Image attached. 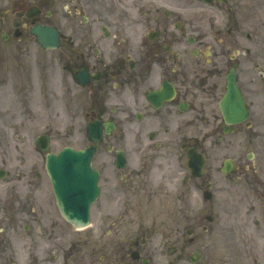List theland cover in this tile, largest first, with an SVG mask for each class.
I'll return each mask as SVG.
<instances>
[{
	"label": "flooded vegetation",
	"instance_id": "obj_1",
	"mask_svg": "<svg viewBox=\"0 0 264 264\" xmlns=\"http://www.w3.org/2000/svg\"><path fill=\"white\" fill-rule=\"evenodd\" d=\"M230 2L216 1L218 13L204 16L208 25L191 23L187 37L170 30L168 10L143 0L2 2L0 39L7 46L0 51L8 56H0V113L23 93L31 103L48 95L57 106L63 95H77L82 74L88 98L99 102L95 118L116 128L121 122L126 158L122 169L115 157L97 159L101 195L92 222L105 229L97 249L63 256L62 217L52 200L43 194L40 209L24 208L40 213L32 222L42 227L43 253L51 255L37 262L28 256L31 264H264V23L245 32L228 17ZM36 25L55 27L60 46L43 49L31 34ZM185 38L188 48L170 47ZM231 75L250 116L240 124H226L220 107ZM170 83L177 91L171 101ZM113 100L119 102L108 108ZM178 116L184 131H173ZM188 149L204 158L202 177L192 184L201 204L191 205L187 193V203L170 210V160L188 162Z\"/></svg>",
	"mask_w": 264,
	"mask_h": 264
},
{
	"label": "rangeland",
	"instance_id": "obj_2",
	"mask_svg": "<svg viewBox=\"0 0 264 264\" xmlns=\"http://www.w3.org/2000/svg\"><path fill=\"white\" fill-rule=\"evenodd\" d=\"M3 1L5 0H0V5H3ZM157 1L170 5L171 14H175L170 19L173 22L170 30L174 34L185 37H187L191 23H194L197 28L200 25H208L204 16L208 14L213 17L218 13L216 7H206L202 0H143V3L155 2L157 6H162ZM230 1L232 2L229 6L232 10L226 11V13L228 17L232 18V21L236 20V25L243 28L245 32L249 29L253 32L264 23V6L258 0H256L258 1L256 4L254 0ZM260 1L263 3L264 0ZM176 22L184 24V32H181L183 28H180L181 30L176 28ZM185 42L186 38L184 44L176 48L179 47L180 50H183ZM243 44L246 45L247 42H243ZM70 102H76V109H73L74 107L69 105L67 100L57 102V106L52 105L48 95L44 98H37L31 103L23 93V96L18 95L12 99L10 108L6 107L1 110L0 169L6 170L7 174L4 179H0V264H12V262L8 263L10 259L8 256H14L12 260L16 259L15 256L17 260L20 258L18 256H24V261L16 262L25 264H31V258L36 261L37 256L40 259V256H51L49 252L43 253L47 245L46 239L42 236V227L32 222L40 219V213H27L24 208L36 205L37 209H40L39 204L45 202L39 199V195L43 192L50 193L48 186H45V183L40 186L41 180L37 178V173L45 172L44 155L36 145L38 136L44 133L49 134L52 139L51 150L53 151H59L64 146L80 149L89 145L86 138V124L89 117L86 113L91 112L95 106L91 105L85 94L71 97ZM117 103L118 101H112L111 105ZM257 104L261 105V101H258ZM58 106H62V109H59ZM262 106L255 107L257 113ZM183 120L184 117H177L174 120L173 131L177 132L178 126L181 131L185 130ZM254 123H257L256 119ZM119 136L120 134L117 132L116 136H112L110 139H119ZM132 150L133 148H130V151ZM104 154H106L105 149L98 155ZM172 163L170 172H172V177H175L173 189L177 187L186 190L191 184L180 186L183 166L177 159ZM165 173L168 174L169 170ZM163 198L165 201L167 197ZM186 203L185 196L170 194V206L180 205L182 207ZM190 204L194 205L195 202L191 200ZM25 226H30V228L25 230ZM93 229V236L85 240L91 235V230L77 232L71 226L63 223L61 225L63 256H72L78 250L83 252L84 249H93L94 247L97 249L100 246L99 242L103 240V230ZM76 238L80 240L74 244L76 240H73ZM3 243L4 245L7 243V245L4 247ZM28 256L31 258L29 259Z\"/></svg>",
	"mask_w": 264,
	"mask_h": 264
},
{
	"label": "water",
	"instance_id": "obj_3",
	"mask_svg": "<svg viewBox=\"0 0 264 264\" xmlns=\"http://www.w3.org/2000/svg\"><path fill=\"white\" fill-rule=\"evenodd\" d=\"M229 103L232 102L229 101ZM239 108L241 109L240 112H242L240 114H243L244 108L241 100H239ZM245 117L246 116L242 115L239 116L240 119H244ZM89 155H91L89 151L82 153L66 149L58 157L52 155L48 156V160L50 161L48 163L49 170L52 171L54 179L56 180V183H53V185L56 191L55 193L58 198L59 206L62 209V213L65 218L77 227L87 226L90 200L85 202L84 207H73L75 210L64 208V205H68L67 202L64 201L73 199L74 203L79 202L81 197H84V194L88 192L89 188L86 186L87 183L84 182V178L86 172H90ZM84 157L87 158L85 162L82 160Z\"/></svg>",
	"mask_w": 264,
	"mask_h": 264
}]
</instances>
